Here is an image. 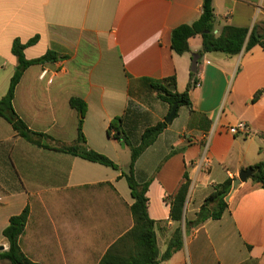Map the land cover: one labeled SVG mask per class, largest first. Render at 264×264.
<instances>
[{
    "label": "crops",
    "instance_id": "0c3cea01",
    "mask_svg": "<svg viewBox=\"0 0 264 264\" xmlns=\"http://www.w3.org/2000/svg\"><path fill=\"white\" fill-rule=\"evenodd\" d=\"M212 4L214 33L233 26L264 35V0ZM201 5L202 0H0V99L17 65L13 41L37 37L25 58L49 51L58 58L25 70L15 89L16 113L31 131L53 139L41 144L71 145L79 115L69 101L83 100L88 148L119 166L121 143L106 136L109 123L132 103L127 127L136 144L146 127L167 117L168 106L159 99L155 113L144 104L143 98L157 96L151 86L160 82L182 93L193 84L191 60L202 49L201 37L190 38V51L178 55L171 33L198 20ZM195 73L199 86L189 89L190 104L179 107L135 165V173L150 181L147 211L155 222L158 264H264V187L250 178L231 194L219 220L185 229L214 187L264 161V46L234 56L204 53ZM171 77L174 89L163 82ZM143 111L154 121L141 127ZM239 123L247 131H233ZM185 171L190 186L183 219L173 221L166 200ZM121 172L34 145L0 117V252L8 248L3 231L10 217L28 208L20 247L35 264H101L109 251L104 264L136 258L137 241L125 237L134 226V200ZM177 229L182 247L162 260Z\"/></svg>",
    "mask_w": 264,
    "mask_h": 264
},
{
    "label": "trees",
    "instance_id": "16d2710c",
    "mask_svg": "<svg viewBox=\"0 0 264 264\" xmlns=\"http://www.w3.org/2000/svg\"><path fill=\"white\" fill-rule=\"evenodd\" d=\"M213 0H202L201 14L194 23L190 25H180L173 29L171 33V49L178 55L189 52L188 41L190 38L200 36L202 40V49L197 54L199 57L204 53H223L227 56L239 54L243 49L249 51L255 45H264V35H260L253 29L250 33L245 28L233 26H224L217 33L215 30V13L212 4ZM37 41V37L31 39L25 44L19 40H14L11 47V52L15 56L17 65L10 79L7 93L0 99V117L5 119L15 130V132L28 142L39 147L58 151L79 157L83 160L96 163L114 170H119L118 166L107 156L89 149L86 144L82 126L86 111V104L78 98H71L69 101L70 107L75 109L79 115L77 124V136L71 145L49 146L41 144L42 139L53 141V139L45 134L31 131L26 123L19 117L13 107V99L15 89L19 84L25 70L32 65L44 63L46 61H55L58 57L53 52H47L38 59L27 60L24 56V50L27 46L33 45ZM196 73H191L194 77ZM164 83L168 84L172 89L175 88L176 79L171 77L165 79ZM193 86L190 84L186 91L178 93L172 92L163 83H155L151 86L157 91V98L167 104L168 112L170 113L173 104H178L177 110L182 105H189V89ZM130 92V90H129ZM257 96H255L256 100ZM132 103H129L125 114L114 118L108 125L106 134L109 138L124 143L130 150V162L128 164L127 173L121 172L120 177L124 178L130 189L131 197L134 202L130 207L133 216L134 226L131 231L125 236L126 238H134L140 247V253L136 258L120 259L115 264H158V248L156 235L154 232L155 222L149 217L147 207L148 198L146 196L150 181L144 178L138 179L135 173V165L138 158L149 146L153 145L158 136L165 130L167 124L157 122L155 125L146 127L138 142L134 143L135 134L128 129L129 116L133 115ZM177 112V111H176ZM166 115V116H167ZM252 175L250 179L253 182H259L264 187V161L248 167ZM183 182L180 184L177 192L166 200L170 207V219L173 221H181L183 219L184 205L187 199L190 180L188 173L185 171ZM232 179H227L223 184L214 187L213 191L205 198L202 207L192 221L185 223V229L188 231L203 224L207 220H219L227 211L228 204L225 202V197L231 189ZM29 217V210L25 208L20 214L11 216L9 224L3 231L8 248L6 251L0 252V260H6L10 264H35L21 250L20 238L25 230ZM182 247V234L180 229H177L171 240L168 243L167 249L162 256V260L170 258L174 253ZM110 253V251L108 252ZM105 256L104 264L108 259V254ZM114 264V263H112Z\"/></svg>",
    "mask_w": 264,
    "mask_h": 264
},
{
    "label": "rangeland",
    "instance_id": "374dc122",
    "mask_svg": "<svg viewBox=\"0 0 264 264\" xmlns=\"http://www.w3.org/2000/svg\"><path fill=\"white\" fill-rule=\"evenodd\" d=\"M143 100H144V104L149 106L148 109H150V110L152 109V111H151L152 113H155L156 109L158 110L159 106H161V102L158 100L157 96L154 97V96L150 95L149 97L143 98ZM144 114H145V120H142V123L143 124L141 125V127H143L144 124L146 125L147 123H149V121L150 122H153L154 121L153 117H151V116L149 117V113L147 111H145V113L143 111V115ZM106 136H107V134H106ZM117 152H118V157H120L119 158V166H118V169L121 168L124 171V173H127V171H128V164L130 162V150H129V148H126V149L123 150L122 149V145H119L118 148H117ZM103 155H105V154H103ZM105 156H107V155H105ZM136 176H137L138 179L144 178L143 176H139L137 173H136Z\"/></svg>",
    "mask_w": 264,
    "mask_h": 264
},
{
    "label": "water",
    "instance_id": "95a60500",
    "mask_svg": "<svg viewBox=\"0 0 264 264\" xmlns=\"http://www.w3.org/2000/svg\"><path fill=\"white\" fill-rule=\"evenodd\" d=\"M198 55L196 54H193L192 55V60H191V67H190V72L191 73H195L196 70H197V61H198ZM177 107H178V104H173L172 107H171V110H170V113L167 115V117L165 118L164 122L169 125L171 124L173 118L175 117L176 115V111H177ZM122 147H124V143H121ZM252 175V172L251 170L249 169H245V170H242L238 177L233 179L232 180V184H231V189L229 191V193L227 194V196L225 197V202H228L229 201V198L231 196V194L238 188V186L245 182L247 179H249Z\"/></svg>",
    "mask_w": 264,
    "mask_h": 264
},
{
    "label": "built area",
    "instance_id": "2783aa9c",
    "mask_svg": "<svg viewBox=\"0 0 264 264\" xmlns=\"http://www.w3.org/2000/svg\"><path fill=\"white\" fill-rule=\"evenodd\" d=\"M196 78H199V77H197V76L193 77L192 82H193V85L197 87V86H199V82L196 81L197 80ZM232 130L233 131H237V130L247 131V127L245 126L244 123H239L237 126L233 127Z\"/></svg>",
    "mask_w": 264,
    "mask_h": 264
}]
</instances>
